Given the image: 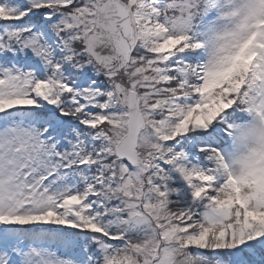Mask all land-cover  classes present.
Instances as JSON below:
<instances>
[{"label":"snow or ice","instance_id":"1","mask_svg":"<svg viewBox=\"0 0 264 264\" xmlns=\"http://www.w3.org/2000/svg\"><path fill=\"white\" fill-rule=\"evenodd\" d=\"M0 264H264V0H0Z\"/></svg>","mask_w":264,"mask_h":264}]
</instances>
